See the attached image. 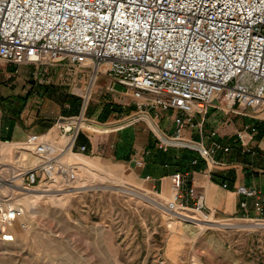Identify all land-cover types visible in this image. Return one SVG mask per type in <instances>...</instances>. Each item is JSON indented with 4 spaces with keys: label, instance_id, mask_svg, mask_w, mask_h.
Masks as SVG:
<instances>
[{
    "label": "built area",
    "instance_id": "2783aa9c",
    "mask_svg": "<svg viewBox=\"0 0 264 264\" xmlns=\"http://www.w3.org/2000/svg\"><path fill=\"white\" fill-rule=\"evenodd\" d=\"M0 62L37 69L70 65L93 70L95 76L108 74L137 101L134 111L114 125L116 131L144 123L159 150L195 152L213 169L222 165L214 154H230L233 147L252 154L246 137L254 138L258 129L245 127L227 143L218 132L207 136L203 125L210 109L264 123V0H0ZM167 109L181 114L172 134L154 122ZM84 111L57 123L62 143L35 134L27 138L20 157L26 153L37 164L16 168L22 188H45L61 172L66 182L74 181L75 167H65L61 160L87 126ZM186 130L198 131L201 141L186 138ZM79 149L84 153L87 148ZM189 175H172L166 209L214 216L203 196L188 186ZM238 175L240 219L261 225L264 192L249 186L242 166ZM229 184L227 179L222 187ZM24 214L11 198L0 199L1 242L15 241L11 229Z\"/></svg>",
    "mask_w": 264,
    "mask_h": 264
},
{
    "label": "rangeland",
    "instance_id": "374dc122",
    "mask_svg": "<svg viewBox=\"0 0 264 264\" xmlns=\"http://www.w3.org/2000/svg\"><path fill=\"white\" fill-rule=\"evenodd\" d=\"M74 74L69 68L59 76L62 96H87L88 84L76 83ZM115 90L123 92L119 86ZM82 106L78 100L76 113ZM86 124L98 132L104 126L88 120ZM237 126L259 128L250 118ZM23 146L0 143V199L11 198L25 211L11 229L15 241H0V264H264V228L245 227L256 223L205 214L228 226H210L192 238L157 195L111 180L89 166H75L72 182L57 173L47 187L35 186L42 197L33 199L22 190L16 171L23 169V157L30 159L26 153L20 159Z\"/></svg>",
    "mask_w": 264,
    "mask_h": 264
},
{
    "label": "crops",
    "instance_id": "0c3cea01",
    "mask_svg": "<svg viewBox=\"0 0 264 264\" xmlns=\"http://www.w3.org/2000/svg\"><path fill=\"white\" fill-rule=\"evenodd\" d=\"M69 68L75 70L76 83L84 87L88 84L87 96H82L84 92L78 95V99L62 96L59 79ZM117 86L123 92H117ZM78 100H82L83 106L81 112L76 113ZM136 103L130 89L114 82L105 73L95 76L93 70L77 69L70 65L37 69L0 62V143L3 144H23L32 134L44 136L50 142L62 143V130L57 123L81 116L83 111L84 118L92 124L113 128L122 117L134 111ZM162 113L163 117L154 122L164 134H172L174 120L181 114L173 109L163 110ZM149 115L153 118L152 113ZM261 116L264 117V113ZM246 118L227 116L210 109L203 131L207 136L212 131L218 132L227 143L245 129L239 128L237 122ZM257 129L258 134L254 138L246 137L247 143L254 148L252 155L243 154L238 148L232 149L230 154H214V159L222 165L213 169L195 152L175 148L168 152L159 150L153 133L144 123L121 131L110 129L107 133L87 127L82 130L76 147L61 161L65 167L79 164L89 166L111 180L155 194L165 202L173 194L172 175L189 172L188 186L194 187L203 196L205 207L214 211V217L235 220L240 219L242 214V198L235 193L239 166L244 168V177L249 186L264 192V159L261 156L264 135L260 136L261 131ZM184 135L201 141L198 131L186 130ZM81 146H86V152H80ZM139 160L143 161L142 166H137L136 161ZM196 160L197 164L193 165ZM227 179H230L229 188L224 189L222 184Z\"/></svg>",
    "mask_w": 264,
    "mask_h": 264
},
{
    "label": "bare ground",
    "instance_id": "6f19581e",
    "mask_svg": "<svg viewBox=\"0 0 264 264\" xmlns=\"http://www.w3.org/2000/svg\"><path fill=\"white\" fill-rule=\"evenodd\" d=\"M195 149L201 150V147L195 146ZM20 159H21V157H20ZM36 164H37V161L35 159H33L31 156H30V159H29V157L28 158L23 157V159L21 160V163H20V165L23 169H27L29 167L35 166ZM18 177H19V175L15 178H18ZM0 181H2V180H0ZM12 182L14 184L15 181H12ZM21 183H22V180H21ZM22 189L27 191V192H25V194L30 196L33 199H40L42 197L39 194V191H37V190H31V189L26 190L24 188H22ZM173 214H175L177 216L178 220L185 225V227H184L185 231L187 232L188 236H190L192 238L198 236L207 227L213 226V227H223L224 228V227L228 226V225H219L220 222L218 223L217 221H215L213 219V217L207 216L202 212H197V214H199L197 217L187 215L184 211H178V212L173 213ZM17 221H19V220H17ZM17 221H16V223H17ZM245 227H249L250 229H252V228H263L264 225L263 224H261V225L260 224H252V225H248Z\"/></svg>",
    "mask_w": 264,
    "mask_h": 264
},
{
    "label": "trees",
    "instance_id": "16d2710c",
    "mask_svg": "<svg viewBox=\"0 0 264 264\" xmlns=\"http://www.w3.org/2000/svg\"><path fill=\"white\" fill-rule=\"evenodd\" d=\"M259 129L261 131V134L264 133V123L259 124ZM232 149H237L236 147H233Z\"/></svg>",
    "mask_w": 264,
    "mask_h": 264
},
{
    "label": "water",
    "instance_id": "95a60500",
    "mask_svg": "<svg viewBox=\"0 0 264 264\" xmlns=\"http://www.w3.org/2000/svg\"><path fill=\"white\" fill-rule=\"evenodd\" d=\"M264 228V227H263Z\"/></svg>",
    "mask_w": 264,
    "mask_h": 264
}]
</instances>
